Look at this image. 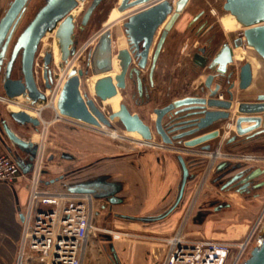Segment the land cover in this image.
<instances>
[{
  "label": "water",
  "instance_id": "1",
  "mask_svg": "<svg viewBox=\"0 0 264 264\" xmlns=\"http://www.w3.org/2000/svg\"><path fill=\"white\" fill-rule=\"evenodd\" d=\"M84 0H43L41 6L35 11L33 17L24 27L8 59L6 52L12 35L13 27L17 18L24 11L29 0H12L2 17H0V89L3 95L9 99L24 98L31 108H39L47 101L44 90H49L52 85L51 52L48 50L43 58L42 78L44 89L38 86L33 70V59L38 43L44 36L55 32L59 41L62 59L73 55L75 44L73 36V15L71 11L76 8L79 2ZM187 0H179L173 6L169 0H120L116 9L124 12L134 6L144 4L143 7L130 11L124 15L122 20V31L129 40L131 52L127 48H120L116 52L119 70L114 76L103 75L93 82L95 97L101 102L119 95L118 89H125L126 78H136L138 86H141L140 74L145 70L148 62L149 51L158 29L170 15L165 30L159 40L152 56L150 66V77L153 74L155 64L161 51L164 39L174 21L182 12ZM222 1V10L234 17L241 27L240 35L233 40V44L225 41L212 57L202 53H195L191 59V66L194 70H202L207 67L208 75L203 83L202 91L207 90L208 96L204 97H183L175 99L164 106L153 109L155 115L153 125L145 123L136 112H131L124 102H119L116 110L106 115L96 100L88 97L80 91V81L83 76L90 73L93 75L103 74L111 69V34L109 31H102L95 47L90 55L86 69L71 68L67 79L61 89L60 98L57 103L58 113L62 116L93 125L112 127L111 118L120 122L128 132H136L143 139H152L157 136L163 143L174 145L181 144L192 148L199 146L202 151H208L211 147L208 141L217 137V131L209 130L219 121L227 120L230 117V110L233 106V82L227 78L228 65L234 60L233 50L236 48L249 47L253 49L260 61L264 63V0H219ZM100 4L98 0H91L86 8L82 19L81 27L85 26ZM136 37H135V36ZM70 46V48H69ZM136 64L132 62V56ZM20 54L19 63L16 64V57ZM17 67V76H12V70ZM55 77V76H54ZM253 68L248 60H244L238 68L237 87L239 90H246L252 83ZM228 85L226 99H219L217 94L223 84ZM234 133L228 140L235 141L241 137L245 140L253 139L264 133V94H258L253 101L240 100L236 107V118L234 121ZM38 124L35 119L25 110L14 111L6 107L5 112H0V142L6 147L13 144L24 151L26 159L13 158L19 165L22 173L28 174L34 164L38 152V144L31 139L21 136V129L37 130ZM190 137V138H189ZM63 157L70 156L63 154ZM62 157V158H63ZM176 161L181 170V181L178 196L172 207L161 215L135 217L134 220L143 222H154L170 215L174 206L182 197L184 187L191 178L186 157L176 154ZM226 161L220 162L217 169H221ZM241 164V163H238ZM264 169L254 168L237 184L245 183L261 175ZM45 171L43 172V174ZM242 175L239 174L237 178ZM60 178V177H59ZM62 178V176H61ZM56 179L46 181V184L53 183ZM89 181H81L66 185L65 188L71 192H86L94 198H101L104 194L91 188ZM226 185L221 188L224 189ZM108 194L114 196L119 187L110 185ZM124 218L125 216H121ZM22 219V218H21ZM109 239V237H107ZM259 242L254 245L248 253L245 264H264V221L258 232ZM111 249L115 251L112 244Z\"/></svg>",
  "mask_w": 264,
  "mask_h": 264
},
{
  "label": "rangeland",
  "instance_id": "2",
  "mask_svg": "<svg viewBox=\"0 0 264 264\" xmlns=\"http://www.w3.org/2000/svg\"><path fill=\"white\" fill-rule=\"evenodd\" d=\"M202 1H204V3L206 4L208 10L210 7L209 4H211L210 8L216 9L219 15L220 9L222 10V1L221 2L220 1L216 2L215 0H202ZM29 2H30L29 11H31L32 13L33 11H36L41 6L43 0H30ZM90 2L91 0H86L80 7L77 6L78 10L73 15L74 16L73 24L81 25L80 23H81L82 16L86 8L90 4ZM118 3H119V0H103L95 8L94 12L89 18L87 25H86V31L84 32V34L80 35L78 34L77 31H75L76 40L73 46V52H75V54H79L82 51L83 57L87 56L89 47H87L86 50H84L85 47L87 45L90 46V44L92 43L94 44L96 42V39L100 37L101 32L107 30L106 24L108 23L110 14L112 13L113 10H115ZM106 11H107V17L102 23H100V21L103 19L104 12ZM214 16H213V20H214L213 23H214V32L216 35L222 34L223 36H226V39H231L233 37H238L240 35V32L242 30L241 27L240 29L235 28L233 31H230L231 29L230 27L233 25V21L229 15L227 17L221 14L219 16L217 15H214ZM118 23L122 25L121 18H119ZM48 36L46 35V37ZM197 42L202 43L204 41L198 40ZM183 43H185V40L183 41ZM58 47H55L52 42L51 53H52L53 63L50 65V68L55 74H59V73L61 74L62 71L60 69L63 70L65 65L68 63L69 65H76V66L79 65L77 57H73L72 55H69L65 60H62L61 55L63 56V53L61 52L60 46ZM184 48L186 47H183V50L181 53L179 51L177 52L176 54L177 58H180V57L187 58V55L185 56V53L187 51ZM113 49H115L114 43H113ZM54 54L56 55V58L54 57ZM235 56L237 55L235 54L234 57ZM43 57H44V46L41 45L39 48V52L35 58V60L37 59V62H38V66L35 67V69H36L38 79H39L38 84L41 89H44L43 78H42ZM243 61L244 60H238V61L236 60L237 62L236 65L241 64ZM91 77H92V74H87L83 76L82 84L80 86L81 92L86 93L88 97L95 99L97 104L101 108V110L106 115L111 113V109L116 110L119 102H124L125 104H127L128 108L132 112L138 113L141 116V118L145 121V123L151 126L153 125V120L155 117L153 113V109L155 107H159L162 104L160 100L155 99L150 104L138 107V105L135 104L128 96L122 97L120 95H117L113 98H110L106 101L101 102L95 97L94 91L92 90V87H90ZM52 78H54V76ZM48 96L50 97V92ZM245 96L246 97L239 96L238 100L239 99L240 100H251V99L255 100L256 94L248 92L247 95ZM53 99L54 98L51 97L48 102H46L44 105L41 106L43 107V109L38 112L39 115L36 114L35 112L26 111L28 114H34L37 118L38 117L40 118V121L42 123L41 125H38L37 130L36 129H30V130L21 129L20 131H21V136L23 138L31 139L35 142H39L41 140L40 136H41V132H43L42 133L43 135L41 137L44 140L45 146H47L48 142L50 141V138L53 137L52 135L53 133L62 135V137L60 136V138L63 140L61 143L65 145V146L61 145L62 148H64L65 150L67 148V150L71 153H75L79 151L78 155L83 156V157H80L79 162L68 161L69 167L66 169L77 168V166L88 164L90 162L92 163L94 161L99 162L98 159H100L101 158L100 156L103 154L109 155L111 153H118L116 154L117 157H138V160H139L140 159L139 157H160L161 154L164 153V150L162 149L140 144L136 139L137 137L135 135L133 136V134H137L135 132L134 133L130 132L128 134L126 133L124 134L123 137H119L118 139H115L111 137L110 134L107 132L109 131L108 127L101 128V127L89 125V124H86L80 121H78L79 123L74 122L73 120L75 119L71 120L72 118H68L65 116H63V118H56L55 117L56 111L53 109L54 104L52 103ZM22 101H25V100H22ZM14 104L15 103H10L7 106L6 104H3L0 102V112L2 113L5 112L6 107H9L10 109H13L14 111L19 110V108ZM234 107L235 108H233V110L231 111L232 116L230 115V118L236 117V107L237 106L235 105ZM226 121L224 120L217 128L220 129L222 125L224 128L225 126L224 124L226 123ZM73 124H75L76 125L75 127L81 131L80 133L76 132V133L69 134L68 131L63 129L64 128L63 126L67 127L69 125L72 127ZM112 124H113L112 128L122 133L124 128L120 126L117 123V121L112 122ZM233 133H234V128L230 130L229 136L223 144V149H221L222 153L229 155V157H238V155L243 154V153L254 154L258 157V160L252 164L251 168L252 167L264 168V137L259 138L258 139L259 141L250 142L248 145L237 142L238 144L236 145L230 144L228 147H226V144L228 143L227 141L230 139ZM154 139L157 140V136H155ZM216 141H217L216 139L211 140V143H210L212 145L211 147L215 145ZM58 144H60V141ZM60 160L62 159L60 157H57L56 161H60ZM141 163L146 167L148 161H144L143 159H141ZM46 164L47 165L45 166V169H47L48 167L54 166L55 163L51 165V163H48L47 161ZM99 164H103V165L98 170H95V173H98L101 170H106V168H108V166L110 165L107 163L104 164L103 162ZM128 167L130 168V165H128ZM129 170H132V169L130 168ZM135 173H136V176H138L137 173L141 175L138 171H136ZM82 174H83V171L75 173L74 175L78 177ZM179 174H178V178L176 179L177 182L179 181V178H180ZM48 177L50 176L43 175V179H49ZM141 177L143 179V176ZM197 181H198V178L196 180V183L193 186V191L195 190ZM211 182L209 181V187L213 186L214 188L213 189L214 194H211V195L212 196L216 195L220 198L223 197V194H222L223 192L220 189V186H222V183H217L214 181H211ZM60 184H61L60 181H58L50 185L51 187L56 188L58 190L64 189L63 187H61ZM176 184L174 183L173 190L170 191V194H169L168 189L166 190V186H168V183H166L164 189H163V186L160 187L161 192L163 193V196L165 195V198L161 200L155 207H153L154 203L147 205L148 202H145L142 207L143 209L142 213L149 211L148 213L151 212V214H155L156 213L155 210L157 209L158 206L163 205V204L165 205L170 204L176 195V191H177ZM207 186L208 184L205 185V189ZM169 189H171V187H169ZM192 193L193 192L190 193L186 202H188ZM252 200L253 199L243 201L242 199H238L237 201H234L232 209L223 211V213H225L226 215L230 212V214L232 215L231 217H226L223 219L221 216L219 217L220 215L219 213V215L218 214L215 216L213 215L215 219V222L213 221L214 222L213 224L209 225V221H208L207 223H203L199 226H191L190 229L193 231L196 229L200 232V235L211 238L210 230L213 226H215V229L217 230L214 229L216 232L214 231V234H212L213 236L212 239L229 241L232 243H240L241 241H244V239L247 237V235L244 237V234H242L244 231L243 229H246V225H248L253 220L254 216L258 212V209H260L262 205L264 206V190H262V195L260 196V198H258L256 201L249 202ZM96 204H97V201L94 199L93 200V208H94L93 212L94 210L97 209ZM172 215H174V213L168 216L169 219L165 218L160 221L146 223V224L138 223V222H126L123 220H119L117 218H111L105 221L103 219L104 214L102 217H100V219L93 216V224L95 225V227L98 228V230H96L90 236L89 246H88L87 254L85 256L84 264H112L106 255V254H109V251L108 250L104 251L102 247V245H108V241H106L105 239L106 235L111 237V241L113 242L116 248H119V249L121 247L125 248L126 254H129L128 249H130V246L138 248L139 249L138 253L140 254L139 256L141 259V263L147 264V262L145 261L150 260L149 252L151 251V249L147 248V250L144 251L145 247L143 248L141 244L137 245V243L152 242L156 245L163 244V238L167 237L166 235H170L173 231L176 230L180 222V219L182 217V213H181L179 221L175 224V220H174L175 218L173 219ZM259 229L260 228L257 229L253 238L249 242L248 251H246V255H248L251 248L254 245H257V243L259 242V239H258ZM237 230L242 231V232L240 233L235 232ZM125 241L126 242L129 241L132 243L128 242L129 244L127 243L122 244ZM129 264H136V263L129 262Z\"/></svg>",
  "mask_w": 264,
  "mask_h": 264
},
{
  "label": "flooded vegetation",
  "instance_id": "3",
  "mask_svg": "<svg viewBox=\"0 0 264 264\" xmlns=\"http://www.w3.org/2000/svg\"><path fill=\"white\" fill-rule=\"evenodd\" d=\"M11 1L12 0H0V17L3 16L5 11L9 7V3ZM169 1L173 6H175V4L179 0H169ZM215 1L219 2V0H215ZM29 3L30 2L27 3L24 11L19 15V17L17 18V22L15 26L13 27L12 35L9 40L8 48L6 52V59H8V57L10 56L13 45L16 42L18 36L20 35L24 27L27 25V23L30 21V19L33 17L35 13V11H33L32 13L31 11H29ZM209 6L211 7V4H209ZM210 7L208 10L206 4L202 0H187L186 1L182 12L179 14V16L174 21L171 28L168 30L166 34L161 51L159 53V56L155 64L153 74L150 77L149 72H150V66L152 63L153 52L159 40L161 39V36L165 30V26L167 22L169 21L171 17L169 15L167 20L158 29H156L155 36L153 38L150 51H149L147 66L145 70H143L140 74L141 86L140 87L138 86V82L135 77H133L132 79L126 78V87L125 89H118L119 95L122 97L128 96L135 104L138 105V107L150 104L155 99H158L162 102V104L159 106L161 107L175 99H179V98H183L187 96H190V97L208 96V91L207 90L202 91V87H203L205 78L209 73V70L207 69V67L203 68L202 70H194L191 66V59L193 55L195 54V52L199 53L202 51H203L202 52L203 55L207 56L208 58L212 57L211 53L213 52V49L215 48L216 34L213 31L214 29L213 16L214 15L211 13L212 8ZM216 15L219 16L220 12L218 15L216 11ZM86 25L81 27V25L74 24L73 32H72L74 36V40H76L75 31H77L78 34L83 35L84 32L86 31ZM181 28H184V29L182 30ZM123 36L125 39V47H122V48H127L131 52L132 50L130 49L129 40H127L124 34ZM234 38L236 37L228 39L230 44H233ZM98 39L99 37L96 39V42L98 41ZM184 40H185V43H183ZM198 40H203L204 42L202 43L197 42ZM53 41H54V46L58 47L59 41L55 36V32L49 34L48 37L44 36L43 38L40 39L37 50L34 55V59H33V70H34L35 58L39 52L40 46L41 45L44 46V56H45L48 50L51 52V45ZM95 43L94 44L92 43L90 44V46L87 45L85 47L84 50H86V48L89 47L88 48L89 51L86 57H83L82 51L79 54H75V52L73 53V56L78 55L77 59H78L79 65L77 66L72 65V68L83 69V70L87 68L90 55L95 47ZM181 43H183L184 45ZM183 47H186L184 48L187 51L185 54L186 55L188 54L190 56V57L187 56L189 58L185 59L184 65L180 64L182 61L181 57L177 58V55H176L178 51L180 53L182 52ZM191 48L195 52H193ZM118 49L120 48L113 50V38H112V50H111L112 58L113 56H115L116 58V52ZM162 55H166L167 64H166L165 69L163 68V73L160 79H157V75H156L157 65L160 59H162L163 57ZM131 56H132V62L134 63L133 65H135L136 60L133 57V53H131ZM19 60H20V54H18V56L16 57V64L19 63ZM236 60L237 61L240 60L239 56H235L233 63L227 66L228 71L226 73L227 78H229L230 82H233V83H236L235 78H237L238 76V68L240 65V64L236 65L237 63ZM52 63H53V60H52V53H51V64ZM233 67H237V75L232 71ZM16 68L17 67L15 66L14 69L12 70L11 74L13 77L17 76ZM112 68H113V65H112ZM88 74H91L90 71ZM55 75L56 74L52 71V77ZM203 75H205V77ZM82 79L80 81V86L82 84ZM234 87H235V84H234ZM227 88H228V85L224 83L218 93L223 94L225 92L226 93L225 97L228 98ZM80 91H81V87H80ZM0 92H1V89H0ZM18 100H25V99L20 97L18 98ZM23 103H28V102L23 101ZM221 123L222 121H219L215 123L212 127L210 128L208 127L202 132L209 133V130L217 131V127ZM207 143H209V141ZM177 145L181 146V144H177ZM195 154L196 153L191 151L190 157H198V156H195ZM100 157L101 158L98 159L99 162L94 161L92 163L90 162L88 164L77 166V168H73V169L70 168V169L65 170L67 176L71 178L69 179V181L65 182V186L69 184H73L75 182L73 181V179L81 176L82 177L81 181H85V180L89 181L88 185L91 188L95 189L99 193L104 194V196L101 198H94L97 201V204H96L97 209L94 210L93 216H95L96 218L100 219V217H102L104 214L103 219L105 221L111 218H117L119 220H123L126 222H138V223L146 224L147 222L134 220L133 218L156 216V215L164 214L175 203L177 196H178L179 185L181 181V170L179 174L180 175L179 181L176 184V189H177L176 195L173 201L170 204H166V205L163 204V205L158 206L157 209L155 210L156 211L155 214H151L150 212V213L141 215L139 214L140 213L139 206H133L136 210H129L128 208H126L128 204H131L130 197L128 195L127 188H126L127 181L123 177H120L119 173L113 171V164L111 163V159H110V157H117V156L112 155V154H109V155L103 154ZM184 157H187V156H184ZM63 158H66L71 162H74V161L79 162L80 160V158L74 157L72 155L68 157H63ZM101 162H103L104 164L105 163L110 164L109 165L110 167L108 166L106 170H101L98 173H95V170H98L100 167H102L103 164H99ZM187 165L189 167V164ZM254 168L256 167L246 168L243 165L238 164V163H226L221 169L216 168V170L211 176V181L222 183V186L226 185L224 187V190L232 191L235 195H238L245 200H250L253 198L258 199L262 195V190H264V172L261 175L257 176L252 181H250V183L247 186L245 185V183L237 184L240 179L245 177ZM261 169H264V168H261ZM82 171H83V174H82L83 176L80 175L76 177L74 175L75 173L82 172ZM189 173L191 175V178L188 179L184 187L181 199L174 206L170 214L181 211L184 204L186 203V200H187L186 196L188 194L187 193L188 183H192L193 181H196L195 179L197 178V175H198L197 170H191L190 168H189ZM241 173L242 175L239 178H237V176ZM63 178L65 179V175ZM62 180L63 179L61 180L57 179L56 181H62ZM111 184L119 187V191L114 196H111L110 194H108V191H109L108 187ZM137 204H139V202H137ZM229 209H232V204H230L229 202L220 200L217 196H209V198L206 200L205 203L198 204L196 211H195V218H197L200 221H204L205 219H207V217L214 215L218 211H224V210H229ZM133 211H134V214L132 213ZM19 213H20L19 216L21 218V208L19 209ZM121 216H125V217L122 218ZM107 237H109V239H107ZM105 239L106 241H108V245H102V247L104 251L106 250L109 251V254H106L109 261L112 264H129L127 261H124V259L121 257L119 250L115 247V245L111 241V237L106 235ZM110 244L113 245L115 251L111 249ZM16 253H17V250H16ZM16 253H15V256H16Z\"/></svg>",
  "mask_w": 264,
  "mask_h": 264
},
{
  "label": "built area",
  "instance_id": "4",
  "mask_svg": "<svg viewBox=\"0 0 264 264\" xmlns=\"http://www.w3.org/2000/svg\"><path fill=\"white\" fill-rule=\"evenodd\" d=\"M211 13L216 15V10L212 8ZM73 57H78V55ZM37 66L36 59L34 75L35 79L39 80L35 69ZM71 68L72 65L68 63L63 70L60 69L62 73L56 74L57 77L54 78L51 88L44 91L47 97L46 102L53 97L52 103L54 104L56 99V103L53 105L56 118H63L58 113L57 103ZM232 71L237 75V67H233ZM49 92L50 97L48 96ZM217 97L225 99L222 93H218ZM0 102L7 106L10 103H15L14 105L19 110L35 112L38 115V112L43 109V107L31 108L29 103H23L22 100L19 101L18 99H9L2 93H0ZM234 121L235 118L231 117L227 119L224 128L223 125L220 129L217 128L215 145L208 151H203L204 157H206L205 168L198 177L195 190L186 203L176 230L172 235L163 238L166 252L157 264H245L249 242L264 221V206L251 231L240 243L199 236L190 229V222L197 208L198 196L208 184V179L216 170L217 165L223 161H236L245 167H251L258 160V157L251 153H243L238 157H229V155L222 153L221 149H223V144L228 138L230 130L235 128ZM41 123L38 117L37 124L41 125ZM100 127L105 128L107 126L102 125ZM112 127H108L109 131L107 132L115 139L130 133L125 129L120 133ZM41 136L33 168L28 174L22 173L18 163L13 158L0 152V183L12 184L21 177L26 178L27 194L25 203L21 208V233L14 264H84L90 236L98 230L93 224L94 198L90 193L71 192L67 189L58 190L43 183L47 157H44L45 145ZM136 139L140 144L162 150L169 145L160 139L155 140L154 137L147 140L140 136Z\"/></svg>",
  "mask_w": 264,
  "mask_h": 264
},
{
  "label": "crops",
  "instance_id": "5",
  "mask_svg": "<svg viewBox=\"0 0 264 264\" xmlns=\"http://www.w3.org/2000/svg\"><path fill=\"white\" fill-rule=\"evenodd\" d=\"M225 16L227 17L228 15L225 14ZM181 29L183 30L184 28H181ZM225 41H229L228 39H226V36H225ZM225 41H223V43ZM122 47H125V45L121 46V44L116 45V43H115V49L122 48ZM204 47H205V45H204ZM191 50L193 51L192 48H191ZM193 52H195V51H193ZM202 52H199V53H202ZM162 56H163L162 59H160L158 65H157V70H156L157 79H160V77L163 73V68L165 69L166 64H167L166 55H162ZM185 56H186V54H185ZM187 56H189V55L187 54ZM54 57L56 58L55 54H54ZM189 57L181 58L182 61L180 64L184 65L185 59H188ZM259 63L260 64L258 65V67H253L252 83L246 90L241 91L238 89L237 78H235V80H236L235 87L232 89V92L234 95L233 106H232L230 112L233 110V108H235L234 107L235 105L237 106L238 101L240 100V99L238 100L239 96L246 97L245 95H247L248 92L249 93H255L256 95L261 94V93L264 94V63L262 61H259ZM203 76L205 77V75H203ZM223 96H224V98H226L225 92L223 93ZM246 101H251V100H246ZM75 124H73L72 127L69 125L67 127L63 126L64 127L63 129L68 131L69 134L70 133H76V132L80 133L81 131L75 127L76 126ZM52 135H53V137L50 138V141L48 142L47 146H45V148H44V150H45V154H44L45 156L44 157H47V161H48V163H51V165L54 163L55 164H54V166L48 167L47 169H45L44 175H48L50 177H48L49 179H43V183L45 185L51 186L50 184H46V181L51 180V179H56V178H58L60 180L63 179L62 181H60V183H61L60 185H61V187H63L65 189V182L69 181V179H71V178H69V176H67V174L65 172V169L69 167L68 166L69 160L66 158H61V157H63L62 155L63 154H70V155H72L74 157H78V158L83 157V156L78 155L79 151H77L75 153H71L67 150V148H66V150L64 148H62L61 145H63V144L61 142L63 140L60 138V136L62 137V135H58V134H54V133ZM133 135L140 137V135H138V134H133ZM261 137H264V133L259 134L258 136L254 137L253 139H250V140H245L243 137H241L236 142L248 145L250 142L259 141L258 139ZM157 139H159V138H157ZM59 141H60V144H58ZM36 143L38 144V142H36ZM210 143H211V141H209V144ZM63 146H65V145H63ZM191 151L196 153L195 156H198V157H190ZM0 152L9 155L11 158L19 157L23 161L27 157L21 148L15 146L13 144H9V146L6 147L5 145H3L0 142ZM111 154L116 156V154H118V153H111ZM176 154H181L183 156H187L186 162H187V164H189V168L191 170H197V174H198L197 178H198L200 173H202V171L206 165V157H204L203 151L199 149V146L188 148V147H185L183 145H181V146L167 145V147L164 149V153H162L160 157H139L140 158L139 160H138V157H110L111 163L113 164V171L119 173L120 177H124V179H126V181H127V187L126 188H127L128 195L130 197L131 204H128L126 208H128L129 210H136L133 206H139V211H140L139 214L144 215V214H147L149 212L148 211V212L142 213L143 209L141 210V208L143 207V204L145 202H148L147 205L154 203L153 207H155V206H157V204L161 200H163L165 198V195L163 196V193L161 192L160 187L163 186V189H164L166 183H168V186H166V190L168 189L169 194H170V191L173 190L174 183L176 184V182H177L176 179L178 178V174L180 172L179 163L176 161V159L174 157ZM57 157H60L62 160H60V162L56 161ZM141 159H143L144 161H148V163L146 165L147 168L141 163ZM229 163H238V162H236V161L231 162L230 161ZM128 165H130V168L132 170H129L130 168L128 167ZM136 171H138L141 174V175H139L137 173V175L139 177L136 176V173H135ZM64 175H65V179L63 178ZM61 176H62V178H61ZM141 176H143V179ZM197 178L195 180H197ZM81 180H82V177H78V178L73 179V181H75L74 183L81 182ZM209 181L211 182V177H210V179H208V186L206 187V189L204 188V190L198 196L197 206L199 203H205L206 200L209 198V196H212L211 194H214L213 193L214 188H213V186L209 187ZM56 182H58V181H56ZM56 182H53V183H56ZM53 183H51V184H53ZM195 183H196V181H193L192 183H188V188H187L188 194L186 196L187 198L189 197L191 192H194L193 186ZM169 187H171V189H169ZM210 188H211V190H210ZM220 189L223 192L222 193L223 197H221L223 199H221L218 196L217 197L220 200H224L226 202H229L230 204H232V206L234 204V201H237L238 199H242L243 201H246L245 199L241 198L240 196L235 195L232 191L224 190L221 187H220ZM26 194L27 193H26V178L25 177H21L19 180L15 181L12 184L0 183V264H14L15 253H16V250L18 248L20 233H21V225H20L21 218L19 216L20 215L19 209L22 208V206L25 203ZM256 200L257 199L253 198V200L249 201V202H253ZM137 202H139V204H137ZM186 203L184 204L181 211L176 212V213H174V215H172L173 219L175 218L174 219L175 224L179 221L181 213H183V211L185 209ZM94 206H95V204H94ZM262 206L260 207V209H258V212L254 216L253 220L248 225H246V229H243L244 231L242 234H244V237L246 235H248V233L251 231V229L255 223V220L258 217V215L262 209ZM132 213L134 214V211ZM219 213H220V215H219ZM217 214L219 215V217L221 216L223 219L226 217L232 216L230 214V212L228 213L229 215L228 214L226 215L225 213H223V211L216 212L214 214V216ZM214 216L212 215L210 217H207V219H205L204 221H200L197 218H195V214H194L193 218L191 219L190 226H199L203 223H207L208 221H209V225H211L215 222ZM165 218L169 219L168 216ZM165 218H163V219H165ZM163 219H161V220H163ZM157 221H160V220H157ZM154 222H156V221H154ZM147 223H151V222H147ZM214 229H215V226H213L210 230V237L211 238H213L212 234H214V231L217 230V229H215V230ZM193 232L196 235L202 236V235H200V232L196 229ZM235 232L240 233L242 231L237 230ZM173 233H174V231L170 235H172ZM170 235H166V236L168 237ZM130 241H132V240H130ZM128 242L125 241L122 244L132 243V242H129V243ZM138 244H141V246L143 248L145 247L144 251H146L147 248L151 249V251L149 252L150 260L145 261V262H147V264H157L158 261L164 256V254L166 252V245L164 243L156 245L152 242H144V243L139 242V243H137V245ZM117 249L119 250V253H120L121 257L124 259V261H127L128 263L134 262L136 264H142L140 256H139L140 254L138 253V251H139L138 248L130 246V249H128L129 254H126V249L123 247H121L120 249L119 248H117Z\"/></svg>",
  "mask_w": 264,
  "mask_h": 264
},
{
  "label": "bare ground",
  "instance_id": "6",
  "mask_svg": "<svg viewBox=\"0 0 264 264\" xmlns=\"http://www.w3.org/2000/svg\"><path fill=\"white\" fill-rule=\"evenodd\" d=\"M85 1L86 0H84L83 2L80 1L79 4H78V7H80ZM98 1H100V3H101L103 0H98ZM143 6H144V4H140V5H137V6H134V7L130 8L128 10H125L124 12H118L116 8H115V10L112 11V13L110 14L108 23L106 24V28H107L106 31H109L110 34H111V50H112V37H113V43L114 44L116 43V45L117 44H121L123 46L125 45V39H124V36H123L122 27H121L120 23H118L119 18H122L128 12L133 11L135 9H139V8H141ZM77 10H78L77 7L74 8L71 11V15H74ZM228 15L231 17V19L233 21V25L230 27L231 28L230 31H233L235 28L240 29L239 24L236 22V20L234 19V17L232 15H230V14H228ZM53 44H54V41H53ZM233 52L237 56H239V59L240 60H248L252 64V68L253 67H258V65L260 64L259 63V61H260L259 57L249 47H246V48H236V49L233 50ZM234 53H233V56H234ZM232 63L233 62H231V64ZM112 65H113V68H112ZM118 70H119V66H118L117 59L115 58V56H113V58L111 57V69L108 72H105V73L99 74V75H95V74L92 75V77H91V83H90L91 84L90 87H92V90H93V82L98 77H102L103 75H111V76H114V74L117 73ZM53 83H54V80L52 81V84ZM55 103H56V99H55ZM16 111H18V110H16ZM30 115L35 119V122L38 123V118L34 114H30ZM111 121L112 122H115V119L114 118H111ZM136 137L139 138V136H136Z\"/></svg>",
  "mask_w": 264,
  "mask_h": 264
},
{
  "label": "trees",
  "instance_id": "7",
  "mask_svg": "<svg viewBox=\"0 0 264 264\" xmlns=\"http://www.w3.org/2000/svg\"><path fill=\"white\" fill-rule=\"evenodd\" d=\"M220 14L221 15H225V14H228V13H226V12H223L221 9H220ZM106 17H107V11L106 12H104V16H103V19L100 21V23H102L105 19H106ZM99 23V24H100ZM213 31H214V29H213ZM225 40V37L222 35V34H217L216 35V39H215V48L213 49V52L211 53V55L213 56L214 54H215V52H216V50L219 48V46L223 43V41ZM120 126H122V124L120 123V122H117ZM123 127V126H122ZM228 143L226 144V147H228L230 144H233V145H236L237 144V142L236 141H231V142H229V141H227Z\"/></svg>",
  "mask_w": 264,
  "mask_h": 264
}]
</instances>
